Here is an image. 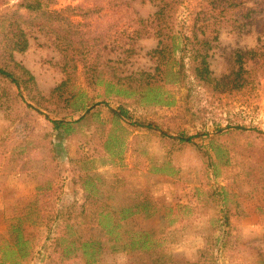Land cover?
Listing matches in <instances>:
<instances>
[{
    "label": "rangeland",
    "instance_id": "obj_1",
    "mask_svg": "<svg viewBox=\"0 0 264 264\" xmlns=\"http://www.w3.org/2000/svg\"><path fill=\"white\" fill-rule=\"evenodd\" d=\"M124 1L127 18H116V38L143 27L136 17L156 10V0ZM171 1L177 28L187 34L193 28L206 32L207 59L216 76L241 66L240 75L233 74L223 89L196 88L192 103L199 117L193 123L170 118L185 90L161 73L167 55L146 53L157 44L153 35L139 33L137 53L127 57L124 72L118 69L121 55H107L103 48L106 18L88 22L95 44L76 58L66 54L63 42L72 34L55 18H39L46 25H34L27 48L12 51L33 81L30 90L19 92L0 79V238L3 213L13 220L28 200L35 197L37 206L47 202L40 207L43 216L37 207L25 221L30 252L18 264H157L156 258L161 264H264V0ZM78 2L53 0L49 8L77 22L81 18L72 15L75 10L65 9ZM9 19L15 18L0 20V33L8 32ZM9 59L0 49V60L12 67ZM156 68L154 82L174 96L169 105L105 96L98 81V74L114 81L132 69L139 77L141 69L153 75ZM74 102H87L89 111L63 136L59 154L48 118H78L84 110L72 111ZM118 105L125 106L130 119L113 115L110 108ZM179 131L192 135V141L180 144L173 137ZM37 185H42L38 193ZM136 197L149 199L147 209L121 220L120 227L147 231L148 252L110 251L105 241L96 261L80 251L61 254L64 242L55 238L65 235L68 225L75 234H95V223L89 221L93 211L116 210ZM45 220L52 225L41 224Z\"/></svg>",
    "mask_w": 264,
    "mask_h": 264
},
{
    "label": "trees",
    "instance_id": "obj_2",
    "mask_svg": "<svg viewBox=\"0 0 264 264\" xmlns=\"http://www.w3.org/2000/svg\"><path fill=\"white\" fill-rule=\"evenodd\" d=\"M53 0H17L13 4H9L8 0H0V20L2 18H15L9 19L6 22L8 27L7 33H0V49L3 56H10L9 61L13 63L10 67L8 64H4L0 60V79L5 81L9 86H15L19 92H22V88L30 90L28 84L33 81V76L27 69L24 68L19 62L13 59L12 51H23L28 46V32L34 26L38 25L43 27L46 22L39 23V18H55L61 27H67L68 31L72 34L69 38L63 40L66 45V54L78 56L82 53V50L86 45L95 44L94 37L89 39L88 30L89 23L95 18H106L108 24V35H105L103 41V48L109 54H120V66L118 69L121 71L128 70L123 68L130 61L127 58L137 53L138 48L136 39L139 33L143 32L147 36L157 37V44L154 48L147 50V54L152 56H165L169 61H164V68L161 73H165L170 76L172 82H174L179 88H183L185 92H182V104L179 106V110L175 115L170 116L171 119L183 120L185 123H193L196 117H199V110H195L192 98H197L196 88L204 87L206 89H223L231 80L230 77L234 74L240 75L241 66L238 70H230V72H223L216 76L214 71L210 69L208 58V49L210 47L209 40L204 30L201 28H193L190 30V34L182 31V26L177 28L174 18L171 16V10H173L171 0H156L154 3L156 10L146 17L137 16L142 25L141 28H133L130 34L116 38L114 33L118 30V24L116 18L124 17L127 14V6L123 3L124 0H79V2L73 6H68L65 10L73 9L74 14L81 18V21L72 22L69 20V16L61 9L49 8L50 3ZM133 8V7H132ZM129 10V9H128ZM137 14L136 11H134ZM20 18H22L20 20ZM134 25V24H133ZM190 27V25H189ZM59 28V26H58ZM191 29V28H190ZM61 31V30H60ZM122 32H124L122 30ZM125 35V34H124ZM126 40H124V39ZM93 43V44H92ZM69 49L72 51L69 52ZM122 67V68H121ZM22 72L21 76L18 74ZM157 69V70H156ZM153 75L147 73L141 69L139 77L134 76L135 70H130L128 74H124L122 78L118 77L116 80L111 78L100 77L98 74V81L101 85H104L103 94H113L123 97H136L140 100L147 102H158L159 104L169 105L174 102V96L168 93L160 91V85L156 84L154 77L159 73L156 68ZM26 75V76H24ZM114 75V74H113ZM65 81L55 87L58 90ZM195 89L194 95L191 94ZM68 105L69 101H66ZM194 102V101H193ZM70 107L73 110H84L82 114L78 115L76 119L67 120L63 116H56L48 120L51 123L53 133H55V141H53L54 149L57 153H62L61 144L63 142V136L69 134L75 129V126L80 120H82L86 113L89 111L87 102H80L79 104L70 103ZM115 117H122L124 119H130L129 112L123 105H118L116 108H110ZM56 113L59 115L61 110L55 108ZM180 122V121H179ZM138 125L146 127L152 126L151 123L135 122ZM241 127V126H238ZM178 139L180 144L189 143L192 140V135H187L184 131L177 132V135L173 136ZM23 157V156H22ZM21 157V162L22 158ZM24 163V162H23ZM87 187V186H86ZM42 185L35 187L36 193L41 191ZM92 190V189H90ZM41 195V193H40ZM42 196V195H41ZM37 197V196H36ZM30 199L27 203L20 206L19 210L13 216V220H8L6 213H3V219L5 221L4 228L2 230V236L0 239L4 241L0 243V249L2 250V256L0 257V264H18L19 259L24 258L30 252L29 235L25 231L26 219L30 217L32 211L47 203L41 202L40 206H37ZM38 200V197H37ZM149 199L142 197L132 199L131 202L120 204L116 210H96L89 216V221L95 223L97 233L85 235L75 234L72 227L68 225L65 235H59L55 239L59 242H64V245H60L61 254L63 256H69L72 253L80 251L83 255H88L91 261H96L99 255L104 251L106 247L104 242L110 241L108 244L111 247L110 251L121 250H134V249H146V252L151 248V240L148 237L147 231L130 229L128 231L121 229L120 221L147 209V202ZM26 208V210H24ZM4 211V210H3ZM82 213V212H81ZM44 212L41 211V216ZM78 216V215H77ZM86 216V214L84 215ZM29 222L33 225L38 224L31 220ZM40 223V222H39ZM47 224L49 227L52 223L48 221L41 222ZM65 223V222H63ZM71 227V228H70ZM73 232H71V231ZM158 256V255H157ZM9 259V262L6 260ZM156 263L159 262V258H156ZM151 264V263H150Z\"/></svg>",
    "mask_w": 264,
    "mask_h": 264
}]
</instances>
